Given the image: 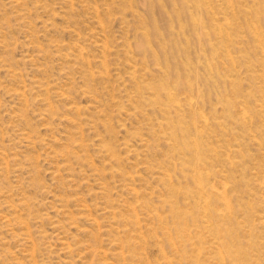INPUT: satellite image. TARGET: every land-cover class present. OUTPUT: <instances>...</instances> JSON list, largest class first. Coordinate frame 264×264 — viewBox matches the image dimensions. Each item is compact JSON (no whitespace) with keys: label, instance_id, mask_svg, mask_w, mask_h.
Returning <instances> with one entry per match:
<instances>
[{"label":"rangeland","instance_id":"rangeland-1","mask_svg":"<svg viewBox=\"0 0 264 264\" xmlns=\"http://www.w3.org/2000/svg\"><path fill=\"white\" fill-rule=\"evenodd\" d=\"M209 2L219 22L208 5L198 11L186 0H0V264H219L212 243L225 236L226 264H264L257 222L264 215V50L249 30L257 28L264 44V0ZM222 11L235 24L231 40L214 33ZM148 84L174 93L182 109L152 105V92L137 88ZM245 109L253 120L243 119ZM179 117L197 121L218 158L204 149L200 164L180 166L182 153L164 139L172 131L180 140ZM238 143L243 154L228 156ZM196 169L209 170L206 184L236 185L229 222L217 216L224 210L216 202L209 217L196 209ZM166 172L173 187L159 179ZM210 218L218 228H209L212 234L206 233ZM221 223L231 236L219 230ZM122 250L129 251L124 260L117 257Z\"/></svg>","mask_w":264,"mask_h":264},{"label":"bare ground","instance_id":"bare-ground-1","mask_svg":"<svg viewBox=\"0 0 264 264\" xmlns=\"http://www.w3.org/2000/svg\"><path fill=\"white\" fill-rule=\"evenodd\" d=\"M210 0H186V3H187V5H188V7L189 8H195V9H197L198 11H201L202 10V7L203 6H205V5H208V8H211V9H209V13H211V15L213 16V17H215V20H217V22H219V19H218V12L217 13H215L214 11H213V8L216 6H214L213 8H212V6L211 7H209V2ZM222 2V1H221ZM220 2V3H221ZM227 2V1H226ZM108 3V2H107ZM211 3H212V1H211ZM217 3V2H216ZM219 3V2H218ZM227 3H229L230 4V1H228ZM232 3V2H231ZM220 5H222V3L220 4ZM231 5V4H230ZM224 6V5H223ZM229 6V5H228ZM218 7V6H217ZM234 7V6H233ZM219 8V7H218ZM226 8V7H225ZM229 8H230V6H229ZM106 10H107V7L105 8ZM221 9V8H220ZM232 9V8H231ZM225 10V9H224ZM230 10V9H229ZM234 10V9H233ZM224 12V13H223ZM233 12V11H232ZM220 13H222V14H224V15H222V16H224V18H223V23H217V24H215L214 25V33H215V35L216 36H218V37H220L221 39H229V40H231L230 39V37H231V33L229 32V31H231V29H233V26L235 25V24H233L232 23V20L230 19V18H228V14H227V12L225 13V11H222V12H220ZM229 14H231V13H229ZM222 18V17H221ZM264 18V17H263ZM221 20V19H220ZM249 21V20H248ZM193 22H194V24H195V26H199V25H201V22H200V20L199 19H197V18H194V20H193ZM103 22H102V20H100L99 19V22H97V24L99 25V27H100V30L99 31H101V34H103L104 33V35H105V33H106V31H104V29H103V27L102 26H104L103 24H102ZM264 25V24H263ZM250 26V25H249ZM91 28V27H90ZM105 28V27H104ZM249 30H250V33H251V35H253V37H254V39H256L258 42H259V44L261 45V50L263 51L264 50V44H263V41H262V39L260 38V34H259V32H258V30H257V28H255V27H251V28H249ZM103 32V33H102ZM106 36V35H105ZM264 39V38H263ZM131 43V42H130ZM106 45H103V46H101L102 47V52L103 51H107L108 49H107V46L105 47ZM136 46V45H135ZM79 49V48H78ZM98 49V48H97ZM107 49V50H106ZM137 49V48H136ZM81 50V49H80ZM244 51V50H243ZM230 53V52H229ZM81 55H80V57H81V59L84 61V62H86L89 66H91V61L89 60V59H87V57H85V55L83 54V53H80ZM228 54V53H227ZM231 54V53H230ZM227 56V59L230 61V62H232V63H235V61H234V57L232 56V55H226ZM105 57V56H104ZM212 57V56H211ZM103 60V59H102ZM130 59H128V61H129ZM132 61V60H131ZM212 62V61H211ZM140 63V62H139ZM103 68H102V71H101V73H100V75H102V76H104L103 74H108L109 73V70H108V68L106 67V64H104L103 63ZM134 65V64H133ZM188 65H191L190 63L188 64ZM231 65V64H230ZM92 67V66H91ZM264 67V66H263ZM100 68V67H99ZM90 69V68H89ZM139 70V69H138ZM136 73H137V69H136V65H134V66H132L131 64L129 65V72H128V75H129V77L130 78H135V75H136ZM95 73L93 72V71H91V76H93ZM99 74V73H98ZM96 75V74H95ZM89 76V75H88ZM99 76V75H98ZM264 84V83H263ZM25 85V84H24ZM105 85V84H104ZM49 86V85H48ZM196 87V86H195ZM137 88H138V92L139 91H143V90H149V91H151L152 92V94H150V102L152 103V105H156V104H158V105H160L161 106V110L164 112H169L170 110H174V111H180L181 109H182V106L179 104V101L177 102V101H175V99L173 98V96H172V94H174V93H170L169 91H167V89L165 88V87H163L162 85H159V84H148V85H145V86H142V85H138L137 86ZM25 92V91H24ZM159 92H163L164 94H165V96H166V101H163L161 98H160V96L158 95V93ZM94 93V92H93ZM226 96V95H225ZM263 96V95H262ZM27 97V96H26ZM199 98V97H198ZM244 98V97H243ZM258 98V97H257ZM218 100V99H217ZM26 102V101H25ZM196 103V102H195ZM187 105H188V107L190 108V109H192L194 106H195V104H194V101L192 100V99H189V101H188V103H187ZM246 105H248V104H246ZM246 107V106H245ZM244 107V108H245ZM249 107V106H248ZM260 107L262 108V106L260 105ZM264 107V106H263ZM74 109H77V110H79L77 107H74ZM237 112V111H236ZM241 112V111H240ZM250 112V111H249ZM248 112V113H249ZM253 113V112H252ZM264 113V112H263ZM247 114V109H245L244 110V112H243V119H245V120H247V119H250V120H253V117L252 118H250L252 115H250L249 117L247 116H245ZM262 114V113H261ZM229 115V114H228ZM241 116V115H240ZM199 118H200V121L204 124L203 126L204 127H206L207 126V118H205L204 117V115H202V114H199V116H198ZM228 117V116H227ZM264 117V116H263ZM168 120V119H167ZM167 120H165V121H167ZM196 120H197V118H196ZM152 121V120H151ZM162 121V120H161ZM240 121V120H239ZM244 122V121H243ZM264 122V121H263ZM245 123V122H244ZM160 124L163 126L165 123H163V122H160ZM171 124V123H170ZM219 124V123H218ZM198 125V126H197ZM202 125V124H201ZM174 126V125H173ZM178 126L180 127L179 129H180V131L183 133L182 134V137L180 138V140H177V139H174V133L172 132V131H169V132H166L165 133V136H164V139H166L167 140V145H168V148L169 149H172V150H179L181 153H182V155H183V157H181L182 158V161H181V163H180V166H182V165H184L185 163H190V164H192V166L193 165H195L196 163H199L201 160H202V153H201V150H203L204 151V149H208L207 150V152H212V154H213V156L214 157H217L218 158V156L220 155L219 154V152L217 151V149H214V146H210V144L209 143H205L206 142V140L204 141V130L203 129H200L199 128V124H197V121H195V120H187L185 117H179V119H178ZM221 126V125H220ZM226 126V125H225ZM175 127V126H174ZM202 127V126H201ZM204 127H202V128H204ZM168 129H169V127H167ZM235 129V128H234ZM191 130H193V131H191ZM168 131V130H167ZM176 131V130H175ZM208 134V133H207ZM254 134H255V132H254ZM251 135L252 136V138H250L251 140H255L254 142L256 143V144H258L257 146H262V143H261V140H259L260 138H256V136L255 135H257V134H255V135ZM259 136H264V129H262L260 132H259ZM258 136V137H259ZM234 137V136H233ZM210 138V137H209ZM224 138V137H223ZM235 138V137H234ZM238 138V137H237ZM206 139V138H205ZM213 139V138H212ZM249 139V138H248ZM218 140V139H217ZM209 141V140H208ZM229 142V141H228ZM244 142V141H243ZM240 143H242L241 141H240ZM209 144V145H208ZM244 144V143H243ZM256 146V147H257ZM243 146H242V144H237L236 146H234V147H232V148H230L229 149V151L227 152L228 154V156L229 155H236V154H243L242 153V148ZM250 147V146H249ZM154 148V147H153ZM244 150V149H243ZM256 150V149H255ZM205 152L206 151H204V155H206L205 154ZM2 153V152H1ZM211 154V155H212ZM245 154V153H244ZM191 156L190 157V159H186V156ZM210 155V156H211ZM210 156H208L207 155V157H209L210 158ZM213 156H211V157H213ZM225 156V155H224ZM204 157V156H203ZM213 157V158H214ZM180 158V159H181ZM205 158H206V156H205ZM212 158V160H215V159H213ZM258 159V158H257ZM260 159V158H259ZM211 160V159H210ZM203 161V160H202ZM208 161V160H207ZM229 161V160H228ZM175 163V162H174ZM202 163V162H201ZM211 163V162H210ZM233 163V162H232ZM264 163V162H263ZM200 164V163H199ZM204 165V164H203ZM208 165V164H207ZM186 167H188V166H186ZM189 167H191V166H189ZM202 167V166H201ZM200 167V168H201ZM193 168H196V167H193ZM197 168H198V166H197ZM202 168H204V167H202ZM210 168H213V165L212 166H210ZM206 169V168H205ZM208 169V168H207ZM214 169V168H213ZM200 169H196V170H194V171H192L193 173H191V180L193 181V183L195 184V187H194V189H196V192H194V196H195V198L198 200V202H197V207H196V209L198 208V209H201V211H200V213H202L203 212V214H204V216H206V217H209V216H211V213L212 212H216V210H215V205H214V202H216L217 204H219V208L220 207H223V210H224V212H222V213H220L219 214V212L217 211V216L219 217V218H221L220 220H222L221 222H223L225 219L224 218H230V216H231V214H233V212H232V210H234V209H232V207H231V205L230 204H232L231 202H232V200L231 199H229V197H230V193H232V192H234V191H236V190H234V189H236L235 188V184H233V182H231L232 184H225V183H222L221 184V186L219 187H215V186H213V184L211 185V184H206L205 183V180L206 179H208L209 177H210V173H209V170H203L204 172H202V171H199ZM214 171V170H213ZM219 171V170H218ZM226 171V170H225ZM228 171V170H227ZM231 171V170H230ZM261 171V170H260ZM249 172V171H248ZM256 172V171H255ZM254 172V173H255ZM229 173V172H228ZM232 172H230V174H231ZM253 173V174H254ZM129 174V173H128ZM186 174V173H185ZM189 175H190V173H188ZM233 174V173H232ZM259 174H261V173H259ZM213 175V174H212ZM224 175V178H222V179H224V180H226L225 182H227V180L229 179V174H223ZM239 176H238V178L240 177V178H242V179H244L247 175H246V173L245 172H240V174H238ZM124 176V175H123ZM185 177H187V175H184ZM254 176V175H253ZM230 177H232V175L230 176ZM259 178V177H258ZM133 179V178H132ZM162 182H164V183H169L170 184V186H172L173 187V183H174V181H173V177H172V175H171V173H169V172H166V173H163V174H161V176H160V178H159ZM232 179H234L235 180V176H233L232 177ZM241 179V180H242ZM246 179V178H245ZM131 180V179H130ZM213 180V179H212ZM218 180V179H217ZM262 180H263V178H262ZM191 181V182H192ZM243 181V180H242ZM257 181V180H256ZM215 182V181H214ZM210 183H211V180H210ZM172 184V185H171ZM194 184H193V186H194ZM261 185H263L264 186V180L260 183ZM256 185V184H255ZM259 185V184H258ZM258 185H256V186H258ZM176 186V185H175ZM174 186V187H175ZM183 186H184V184H183ZM171 187V188H172ZM181 187V186H180ZM179 187V188H180ZM176 188H178V187H176ZM176 188L174 189V192H175V190H176ZM184 189H181L182 190V193H185L187 196H189L188 194H190V190H186L185 188L186 187H183ZM242 188V187H241ZM240 188V189H241ZM264 188V187H263ZM134 190V189H133ZM169 190V189H168ZM180 190V191H181ZM237 190H239V189H237ZM132 191V190H131ZM179 192V190H176V192ZM240 191V190H239ZM261 191V190H260ZM137 192V191H136ZM167 192V191H166ZM169 192V191H168ZM167 192V193H168ZM173 191H171V193H172ZM177 192V194H179ZM170 193V194H171ZM193 193V192H192ZM191 193V194H192ZM236 193H237V191H236ZM247 193V192H246ZM107 194H108V192H107ZM185 194H183V195H185ZM233 194V193H232ZM238 194H239V192H238ZM137 196H138V194H136ZM173 195H175V193L174 194H172V197L171 198H173L174 196ZM192 195V196H193ZM247 195V194H246ZM136 196V197H137ZM163 196H164V193H163ZM169 196H171V195H169ZM193 196V197H194ZM232 196V195H231ZM262 196H264V195H262ZM170 198V199H171ZM186 198V197H185ZM195 198H194V201H195ZM232 198V197H231ZM187 199V198H186ZM165 200H167L166 198H165ZM164 200V201H165ZM190 200V199H189ZM192 200V199H191ZM109 201V200H108ZM236 201V200H235ZM240 201V200H239ZM140 202V201H139ZM162 202V201H161ZM166 202H169V201H166ZM172 202V201H171ZM110 203V202H109ZM138 203V202H137ZM144 203V202H143ZM194 203V202H193ZM145 204V203H144ZM173 204V203H172ZM189 204V203H188ZM143 204H141V206H142ZM214 205V206H213ZM234 205V204H233ZM106 206V205H105ZM146 206V205H145ZM149 209V208H148ZM156 209V208H155ZM217 210H218V208H217ZM127 211V210H126ZM131 211L134 213L135 211H136V208H135V206H134V208H132L131 209ZM171 211V210H170ZM199 211V210H198ZM220 211V210H219ZM262 211V210H261ZM91 212V211H90ZM153 212V211H152ZM158 213V212H157ZM196 213H198V212H196ZM264 213V212H263ZM114 214H116V213H114ZM135 215H137V213H134ZM159 214V213H158ZM178 214V213H177ZM70 215V214H69ZM92 215V214H91ZM117 215H118V213H117ZM159 215H161V214H159ZM172 215V214H171ZM179 215H180V213H179ZM182 215V214H181ZM199 215H201V214H199ZM198 215V216H199ZM235 215V214H234ZM118 216H120V215H118ZM172 216H174V215H172ZM202 216V215H201ZM240 216V215H239ZM154 217H156V215L154 216ZM175 217V216H174ZM176 217H177V215H176ZM215 217V216H214ZM236 217V216H235ZM255 217V216H254ZM140 218V217H139ZM159 218V217H158ZM172 218V217H171ZM180 218V217H179ZM204 218V217H203ZM227 218V219H228ZM156 219V218H155ZM163 219V218H162ZM166 219V218H165ZM164 219V220H165ZM184 219V218H183ZM224 219V220H223ZM237 219V218H236ZM250 219H251V217H250ZM254 219V218H253ZM70 220V219H69ZM96 220V219H95ZM136 220L138 221V218L136 217ZM173 220H176V219H173ZM187 220V219H186ZM201 220H202V218H201ZM205 220H207V219H205ZM220 220H219V222H220ZM258 220V221H257ZM257 220H255V221H257L258 223H259V225H260V228L261 229H264V215L263 216H259L258 217V219ZM166 221V220H165ZM178 221V220H177ZM191 221V220H190ZM214 220L212 219V218H210L208 221H205V223H206V226L208 227V230H209V228L211 229V231L212 230H214V229H218L217 227H216V224H215V222H213ZM230 221V219H228V221H224V222H229ZM245 221L247 222L248 220H246L245 219ZM159 222L161 223V221L159 220ZM219 222H217V223H219ZM239 222V221H238ZM100 223V222H99ZM138 223V222H137ZM164 223V221L162 222V224ZM166 223V222H165ZM178 224H179V221H178ZM180 224H183V223H180ZM185 224V223H184ZM222 224V223H221ZM223 224H225V223H223ZM222 224V225H223ZM240 224H242V223H240ZM247 224H248V222H247ZM95 225V224H94ZM204 225V224H203ZM244 225V224H243ZM252 225V224H251ZM28 226V225H27ZM139 226V225H138ZM219 226H220V224H219ZM248 226H249V224H248ZM163 227V226H162ZM206 227V228H207ZM240 227H243L242 225H240ZM250 227V226H249ZM249 227H246V228H249ZM253 228H254V226H253ZM29 229V228H28ZM27 229V230H28ZM164 229V228H163ZM223 230V232H225V230H224V225H223V227H221L219 230ZM226 230H228L229 231V228H225ZM177 230V229H176ZM231 230V229H230ZM245 230V229H244ZM248 230V229H247ZM246 230V231H247ZM180 231V230H179ZM211 231L209 230L208 232H206V233H211ZM228 231H226V232H228ZM245 231V232H246ZM253 231V230H252ZM30 232V231H29ZM79 232V231H78ZM141 232H143V230L141 231ZM167 232V231H166ZM170 232V231H169ZM168 232V233H169ZM185 232V231H184ZM199 232V231H198ZM219 232H221V231H219ZM225 232V233H226ZM263 232V231H262ZM148 233V232H147ZM167 233V234H168ZM180 232H177V234H179ZM193 233V232H192ZM209 233V234H210ZM213 233V232H212ZM211 233V234H212ZM230 233V234H229ZM231 233H232V231H229L228 232V236H231ZM251 233V232H250ZM264 233V232H263ZM157 234V233H156ZM166 234V235H167ZM170 234H171V232H170ZM208 234V235H209ZM216 234H217V232H216ZM215 234V235H216ZM222 234V233H221ZM192 235V234H191ZM218 235V234H217ZM251 235H253V234H251ZM201 236V235H200ZM211 236V235H210ZM221 236V235H220ZM236 236V235H235ZM216 237V236H215ZM223 237V236H222ZM238 238H239V236H237ZM256 237V236H255ZM121 238V237H120ZM135 238V237H134ZM140 238V236L138 235V238L137 239H139ZM142 238H144V236H142ZM191 238V237H190ZM214 238V237H213ZM221 238V237H220ZM225 238H226V236H225ZM224 238V239H225ZM230 238V237H229ZM229 238H228V240L227 241H229ZM238 238H237V240H238ZM31 239V238H30ZM94 239V238H93ZM215 239V238H214ZM221 239H223V238H221ZM221 239H217L216 238V241H213V243H212V249H214V250H211L212 252L213 251H216L217 252V255L219 256V258L218 259H220V261H222L224 264H226V258H228V256H226V254H229V247L227 246V244H225L224 243V241L223 240H221ZM233 239V238H232ZM232 239H230V241L229 242H231V240ZM236 239V238H235ZM240 239V241H241V238H239ZM97 240V239H96ZM142 239H140L139 241H141ZM236 240V241H237ZM32 241V240H31ZM129 241V240H128ZM127 241V242H128ZM138 241V243H139V245H142V243H140ZM190 241V240H189ZM260 241H262V239L260 240ZM34 242V241H33ZM126 242V243H127ZM142 242V241H141ZM210 243H211V241H209ZM129 243V242H128ZM232 243H235V246H237V242H234V240H233V242ZM238 243H239V241H238ZM64 244V243H63ZM68 244H69V242H68ZM96 244V243H95ZM123 244V243H122ZM131 244V242L129 243V245ZM242 242H240V245H238L237 247H243L242 245ZM246 244H247V242H246ZM260 244V243H259ZM36 245V244H35ZM99 245V244H98ZM129 245L127 246L126 245V247H128L129 248ZM175 245V244H174ZM232 245V244H231ZM244 245H245V243H244ZM233 246V245H232ZM257 246H260V245H257ZM70 247V246H69ZM234 247V246H233ZM246 247V246H245ZM254 247V245L252 246V248ZM255 247H256V245H255ZM131 248H132V246H131ZM131 248H129V250H131L130 251V253L131 254H133L134 252L132 251V250H134L135 248H133V249H131ZM177 248V247H176ZM198 248V247H197ZM201 248V247H200ZM200 248H199V251H200ZM236 248V247H235ZM122 249V248H121ZM127 249V248H126ZM202 249V248H201ZM231 249H233V248H231ZM256 249V248H255ZM236 250H237V248H236ZM258 250H261V248H259L258 247V249H257V252L259 253V251ZM193 251H194V249H193ZM238 251H239V249H238ZM242 251V250H241ZM84 252V251H83ZM129 251L128 250H126V253H128ZM196 252V251H195ZM195 252H193V253H195ZM123 250H122V252H121V254L122 255H120V253L117 255V257H122L123 258ZM126 253H124L125 255H126ZM129 253V254H130ZM207 253V252H206ZM233 253H236V252H233ZM232 253V254H233ZM252 253V252H251ZM68 254V253H67ZM117 254V253H116ZM175 254V253H174ZM212 254H214V253H212ZM238 254H240V253H238ZM245 254V253H244ZM263 254V253H262ZM82 255V254H81ZM168 255V254H167ZM216 255V256H217ZM243 255V254H242ZM242 255H239V256H241V258H242ZM134 256V255H133ZM196 256H198V255H196ZM217 256V257H218ZM230 256V255H229ZM232 256V255H231ZM231 256H230V258H231ZM234 256V255H233ZM232 256V257H233ZM237 256V255H236ZM192 257L194 258L195 256H193L192 255ZM217 257H216V259H217ZM249 257V256H248ZM257 257V256H256ZM119 258V259H120ZM121 258V259H122ZM126 258V257H125ZM132 258V257H131ZM166 258V257H165ZM169 258V257H168ZM199 258V257H198ZM214 258H215V256H214ZM240 257L239 258H237V259H241ZM243 258H245V256L243 257ZM133 259V258H132ZM195 259V258H194ZM201 259V258H200ZM247 259V258H246ZM122 260H124V259H122ZM196 260V259H195ZM249 260V259H248ZM32 261V260H31ZM133 261V260H132ZM140 261H141V259H140ZM139 261V263H143L142 261L140 262ZM167 261H169L170 263L169 264H171V259L170 260H167ZM167 261H166V264H167ZM190 261V260H189ZM205 261V260H204ZM212 261V260H211ZM219 260H217V262H218ZM228 261H229V258H228ZM230 261H231V259H230ZM234 261H236V263L239 261V260H235L234 259ZM242 261H243V259H242ZM244 261H246V262H248L247 260H244ZM255 261V260H254ZM195 262V261H194ZM231 262H233V260L231 261ZM35 263V262H34ZM192 263V262H191ZM205 263V262H204ZM223 263H220L219 262V264H223ZM228 263V262H227ZM234 263V262H233ZM240 263H241V260H240ZM119 264V263H118ZM161 264V263H160ZM193 264H195V263H193ZM216 264V263H215ZM218 264V263H217ZM232 264V263H231ZM239 264V263H238Z\"/></svg>","mask_w":264,"mask_h":264}]
</instances>
